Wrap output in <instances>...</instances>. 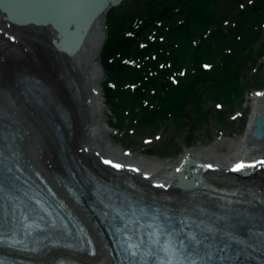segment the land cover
<instances>
[{
	"label": "bare ground",
	"instance_id": "6f19581e",
	"mask_svg": "<svg viewBox=\"0 0 264 264\" xmlns=\"http://www.w3.org/2000/svg\"><path fill=\"white\" fill-rule=\"evenodd\" d=\"M55 7L57 10L60 8L58 5ZM100 25V21L94 24L93 33L88 36L77 58L72 60L59 58L51 47L45 49L40 45L42 38L36 31L20 33L12 27L7 29L0 27V111L2 112L0 123L6 128L15 129L22 137H25L24 142L15 141L23 162L45 175H53L57 178L66 177L62 171L63 168L51 158L52 154L49 149L46 153L48 157L46 161L49 162L46 167L40 166L36 155L29 152L28 143L32 139V134L15 108L16 104H23L15 94V90L21 91V88H26V85L21 84L20 86L18 83L21 79H34L43 92L40 96L49 100V105L47 114L45 110L36 105L33 106V110L36 111L35 114L39 121L41 118L46 122L47 127H49V121L53 132L58 129L60 135L58 143L62 147L61 151L56 139L53 136L48 137L52 151L58 154L60 163L67 168L68 172L76 173L74 168L78 167L82 172L84 170L99 178L112 180V183L118 186H121L120 182L114 179L127 180L141 189L142 193L158 197L177 196L179 201L174 203L192 208L202 206L215 212L216 208L207 204L201 205L202 200L197 203L181 194V188L185 186L191 175L197 173L209 186L239 188L246 194L250 192L256 202H253L247 211L255 219L248 224L251 223L257 227L263 225L264 164L260 162L264 161V138L259 142H254L251 132L255 118L257 116L264 118V90L249 97L251 100L250 113L245 135L234 141L227 140L226 149L222 150L220 146L225 143L224 140L207 149H192L180 157L177 165L171 167L152 160L143 158L134 160L130 156L119 155L117 151L110 148L106 140L107 129L104 126L103 101L100 96V85H98L101 76L95 63H91L93 50L102 42V32L97 28ZM14 86L16 89H13ZM49 106L61 109L62 113L60 115L55 113ZM41 111L47 115L46 118L43 117ZM105 160L122 164L124 167L116 169L105 164ZM238 163H244L246 167L234 171V166ZM207 165H212V167L209 168ZM132 168L139 169V171H133ZM158 185H163V187ZM84 190L87 191V188L84 187ZM76 213L81 222L89 226L88 229L96 240L97 254L88 261L92 264H107L108 257L103 251V241L97 236L95 229L90 226V219L79 210ZM237 220L230 219L227 223L233 226L232 229L241 231L242 226L236 223ZM57 252L59 251H51L48 257H58ZM72 256L77 261L85 259L79 254Z\"/></svg>",
	"mask_w": 264,
	"mask_h": 264
},
{
	"label": "trees",
	"instance_id": "16d2710c",
	"mask_svg": "<svg viewBox=\"0 0 264 264\" xmlns=\"http://www.w3.org/2000/svg\"><path fill=\"white\" fill-rule=\"evenodd\" d=\"M125 6L127 14L107 13L102 51L109 74L104 91L121 127L126 120L140 134L161 122L194 124L191 114L200 122L207 102L231 113L242 102L231 100L232 83L255 63L250 55L264 24V0H132ZM216 17L217 26L208 27ZM212 51H220L218 60ZM211 112L222 125L226 113Z\"/></svg>",
	"mask_w": 264,
	"mask_h": 264
},
{
	"label": "rangeland",
	"instance_id": "374dc122",
	"mask_svg": "<svg viewBox=\"0 0 264 264\" xmlns=\"http://www.w3.org/2000/svg\"><path fill=\"white\" fill-rule=\"evenodd\" d=\"M130 0H128L129 2ZM139 1V0H138ZM131 2V1H130ZM131 7V6H130ZM128 7V11L130 10ZM210 8V7H209ZM115 14L122 15L127 14L125 13V9L117 7L113 10ZM211 19V18H210ZM218 23V17L214 21V24H211L208 27H216ZM102 29V28H101ZM202 34V33H201ZM200 34V35H201ZM199 35V36H200ZM207 36V32L204 33ZM42 38L39 42L45 49H48L49 45L46 43L45 38L40 34ZM44 40V41H43ZM253 40L256 43L252 46L251 51V60H255L264 50V31L260 33V35L255 36ZM211 41V40H210ZM187 43V42H186ZM210 43L208 42V46L210 47ZM262 45V48H258V44ZM184 44V42H183ZM211 46L212 45L211 43ZM211 48V47H210ZM188 52V50H187ZM213 58L219 59L220 51H212ZM261 61H259L260 63ZM264 61H262L263 63ZM249 70L246 71V73ZM245 73V71H244ZM248 74V73H247ZM238 81L232 83V90L233 96L230 97L232 99H238V101H243L246 99L247 104L245 109H236L235 116H233V120L228 121L230 122L228 125H219L217 123V117L212 115L210 112V105L211 102H207L204 105V110H208L207 107L209 106L208 115L202 118L199 122L198 117L196 118L194 115L191 114L190 120L195 124H188L184 123L183 126H175L171 124V121L157 123L155 127H151L146 129L143 133H136L133 132L131 136H127L128 130L123 131L124 128L117 129V125L112 124V119L109 114L111 112L109 108L106 109L104 106L103 108V118H104V126L107 129V142L111 149L117 151L119 155H126L130 156L131 158L138 159L143 158L147 160H152L155 162H159L161 165H166L167 167L175 166L179 163L180 157L184 155L187 151L192 149L201 150L202 148L207 149L212 147L217 142L225 143L221 144V149H226V142L227 140H236L243 137L245 134L247 122H248V115L250 111V102L249 100L250 95L255 90H247L248 88L253 89L252 87H257V89L261 88L260 86H264V63L261 68L256 72V75L251 78L246 79L244 74L239 72L237 76ZM263 82V83H262ZM262 83V84H261ZM261 84V85H260ZM252 86V87H251ZM262 86V89L264 88ZM242 91V92H241ZM218 93V92H217ZM219 94V93H218ZM226 94V93H225ZM222 94L221 96H223ZM220 96V97H221ZM19 103V101H17ZM238 104L235 103L234 108H238ZM17 111H19V115L23 122L26 123L28 126L30 133L32 134V139L29 142L31 144L32 151L35 155H37V160L41 165H44V156L40 153L41 149L50 150L52 156H55V151H52V145L50 143L49 137L52 136L51 128H49V121L48 126H46V122L40 118H37L35 114V110H31L30 108L26 107L24 104L15 105ZM243 111V112H242ZM234 114V113H233ZM44 118V114H42ZM196 118V119H195ZM196 120V122H195ZM116 124V123H115ZM178 125V124H176ZM129 126V125H128ZM112 127V129H111ZM225 127V128H224ZM116 128V129H115ZM128 127H125L127 129ZM123 131V132H122ZM127 133V134H125ZM160 134L159 137L156 134ZM147 137L148 139L143 141V138ZM189 141V142H188ZM190 144H185V143ZM188 146V147H187ZM57 160V154H56Z\"/></svg>",
	"mask_w": 264,
	"mask_h": 264
},
{
	"label": "water",
	"instance_id": "95a60500",
	"mask_svg": "<svg viewBox=\"0 0 264 264\" xmlns=\"http://www.w3.org/2000/svg\"><path fill=\"white\" fill-rule=\"evenodd\" d=\"M17 8L30 15H41L40 21H34L37 28L41 29L53 44L58 53H67L71 56L79 54L84 47L88 36L93 33V26L109 6H115L119 0H8ZM58 5L60 8L57 10ZM76 7H79L76 9ZM54 9V10H53ZM2 22L14 23L20 27H28L30 23L18 19L17 22L8 17L11 9L0 1ZM11 11V12H10ZM75 45L70 52L63 51L62 45L66 41L74 40ZM96 47L92 58H95ZM264 138V119L256 117L252 130V140L261 141ZM195 180H191V183ZM188 185V186H189Z\"/></svg>",
	"mask_w": 264,
	"mask_h": 264
},
{
	"label": "snow or ice",
	"instance_id": "6c2138e0",
	"mask_svg": "<svg viewBox=\"0 0 264 264\" xmlns=\"http://www.w3.org/2000/svg\"><path fill=\"white\" fill-rule=\"evenodd\" d=\"M104 163L105 164H109V165H111L112 167H114L116 169H120V168L124 167V165L119 164V163H114V162H112L110 160H105ZM260 163L264 164V161H262ZM247 166H251V165H247ZM207 167L211 168L212 165H207ZM245 167H246V165L244 163H238V164H236L234 166V169L233 170L234 171H239V170H241V169H243ZM131 170H133V171H139V169H136V168H132ZM158 186L159 187H163V185H158ZM130 247H134V245H130Z\"/></svg>",
	"mask_w": 264,
	"mask_h": 264
}]
</instances>
